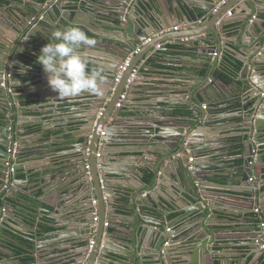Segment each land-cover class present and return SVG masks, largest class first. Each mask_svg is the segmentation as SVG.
Masks as SVG:
<instances>
[{"label":"crops","instance_id":"crops-1","mask_svg":"<svg viewBox=\"0 0 264 264\" xmlns=\"http://www.w3.org/2000/svg\"><path fill=\"white\" fill-rule=\"evenodd\" d=\"M53 1L8 0L5 4H0V14L5 13L4 10L9 11V8L16 4L27 2L30 9L36 11L35 6H38L39 3H45L48 6V3ZM98 1L110 2V0H74L75 3L63 7V10L66 9L67 11L66 18L75 21L74 18L79 17L80 20L74 24L82 26L92 39L100 41L103 37L110 39L114 36L123 38L124 33L112 26L113 23H120L119 19L114 20L115 18H113L115 14L112 9L115 6L102 5ZM153 1H157L158 14L155 13V15L157 14L156 19L159 18L164 27L167 28L158 33L156 38L159 39L158 41L163 40L162 44L167 48L160 52L157 57H152L154 50L148 53L143 62L146 60L157 62L154 71L141 76L136 86L127 87V91L134 90V93H129L130 97L127 96L122 107H118L113 112L114 119L120 120L119 128H126L124 133L127 134V137L121 138L117 134L116 143H112L110 149H119L120 153L110 155L107 160L110 161V158L118 159L110 162L111 167H129L124 170V173L120 171L122 172L121 177L118 175L119 178L134 186L135 189L131 188L128 194L139 191L141 198H146L149 192H154L159 198L158 193H162L173 201L167 195L169 191L174 194L173 190L165 186L162 188L152 186L150 189L148 185L144 186L134 174L137 172L132 170L134 166L146 165L152 159L147 152L141 155L140 147H146L152 140L157 141L158 136L161 135L159 125L165 122H168V125L175 129L178 126L172 123V120L179 117L178 122L186 125L183 121L192 115L190 102L196 100L197 90L200 89L203 92L207 85L215 82L222 85L218 81L222 78L229 84L224 86L229 94H227L226 99L213 103L215 115L218 116L214 125L200 127L198 130H202L205 134L206 137L204 138L207 139L209 149L207 151L209 155L201 160L205 161L207 165L218 164L213 176L207 174L206 178L209 182L207 187L212 191L214 197L223 199L224 203L212 205L219 208V211L214 212L206 208V214L198 212L196 203L185 205L181 202L183 205H180V208H174L168 204L163 207L165 217L163 214L158 215L161 216L159 222H167L168 224L150 223L144 224L142 227V223H139L133 231L135 244L133 250L137 264H196L193 262L194 259L195 261L198 260L200 264H237L238 262L239 264H264V257L255 254V249L249 245L252 243L248 241L254 232V223L258 224L259 222L257 220L252 222L251 219L245 218L251 213L262 216V210H264V163L257 164L254 162V164H250L252 160L254 161V151L258 152V156L262 151L259 148H264V144L262 143L261 146L254 144L252 157L247 158L245 146L246 143L248 144L252 133L242 127V124L248 118V112L251 111L256 97H248L249 89L247 86L241 89L246 81L240 74L244 61L250 60L251 69L253 66L260 68V74H263L260 82L264 86V55L262 59H257V52L260 51V48H264V38L261 37L258 41L260 28L264 25V0L259 2L251 0V4L242 2V7L236 12L234 8L227 9L222 18L225 21L224 34H227L228 38L221 43L227 46V49L223 48V55L222 53L215 57L213 55V58L207 53L200 52L199 45L190 43V39L195 38L193 34L211 25L212 16L209 17V15L212 12L200 7L190 9L188 4L211 7L213 5L212 0ZM243 8H246V11L242 12ZM56 10L57 14L53 17L54 22L50 20L52 18L51 12L46 10L40 18V24L54 29H63L72 25L65 18L60 17L58 8ZM187 10L189 12H186ZM228 10H232V15L228 14ZM136 16L138 29L141 28L142 32H147L149 29L146 24L149 19L148 16L141 13ZM132 19L134 16L127 20ZM60 23H62L63 28L59 26ZM195 23H198L197 26ZM153 31L156 30L153 29ZM91 32L99 35L91 34ZM127 32L129 36L133 33L132 25H128ZM136 44L139 49H144L146 43L137 41ZM87 47L82 46L81 51L93 61L90 67H99L98 61L93 57L98 54L99 49ZM244 49L248 51L245 52ZM261 52H264V49ZM210 59L212 61L218 59V63L212 72ZM257 60L259 61L258 64H256ZM143 62L140 63L141 66ZM29 63L32 66L35 64L31 61ZM18 72L21 77L25 75V71L21 69ZM36 84L35 78L27 77L26 85L14 86L18 100H21L22 105L25 106L26 118L23 121L24 131L21 136L22 139L30 141L29 145L32 148L23 158L25 171L20 178L29 179V181L22 183L25 186L22 188L24 193L18 192L10 199L17 215L27 219V224L33 229H29L30 233H23L4 228L1 237L4 242L1 244L3 250H0V264H24L10 247V242H14L13 246L16 244L28 251L30 250V254L34 258L32 264H68L65 255L71 252L68 247L74 242L68 237L66 227L69 225L70 219L71 222L73 219L75 220L71 210H77L80 203L79 195L76 193V197L70 201L65 200V197L62 198L63 200L58 199V195L51 190L52 181L46 180L45 177L49 178L64 172V177L69 178V182L76 181L74 173L64 171L65 168L72 167L71 164H62L56 168H53L52 165L56 164V161H67L77 155L75 151L79 147H73L83 140L76 138L73 130L80 124L70 123L54 126V123L83 118L97 98L94 95L83 93L78 97L65 98L58 102H42L35 91L27 92ZM202 107H206L205 103L202 104ZM119 109L122 111L120 117L117 116ZM162 112L164 116L161 115ZM191 123L192 126H195L197 121ZM43 126H47V128H42ZM262 138L264 140V136ZM149 146L153 148V144H149ZM119 154L120 156H118ZM129 157L137 158L132 160ZM192 157H195L193 153L188 162H191L190 158ZM241 159H243L242 164L236 165V162ZM255 169L258 172L257 176L254 173ZM109 172L112 177H116L114 174L117 170L112 169ZM125 174H129L131 177H127ZM146 177L149 178L148 173L144 177V182L150 183ZM253 184H256V187ZM26 185L30 187L26 188ZM252 188L255 189L256 202L260 205L255 204V207L250 208L247 207L248 204L242 198L250 196ZM49 189L50 193L44 192ZM63 192L67 193V188H64ZM18 198L25 200V206H19L15 203ZM66 198L68 199V197ZM65 202H71L73 208L63 207ZM127 202H129L128 198H123L122 201L118 199L117 213L114 215L113 211L107 210V214H113L114 217L111 219L120 230L119 233L122 235L119 237L120 240L123 244L129 245L132 240L126 236L133 229H130L129 226V220L132 219L130 215L133 212L125 209L128 206ZM161 202L164 201L161 200ZM54 204H61L62 208L56 205L61 208L58 210ZM137 204L140 206L139 202ZM223 208H227V210L223 211ZM249 210L251 212H248ZM54 216L57 217V220L52 218ZM67 219L69 220L66 221ZM206 226L213 230V232L209 230L210 234L207 237L202 234ZM45 228L50 230H45ZM21 229L27 230L23 226ZM112 231L114 230L112 229ZM202 237L209 239V247L214 249L216 258L214 262L210 261V254L205 255V250H200L198 255L194 252L195 241H199ZM168 240L172 241L171 244H168ZM260 240L262 239L260 238ZM38 245L40 246L39 253H42L41 262L36 260ZM166 248L170 250L164 252ZM262 248H264L263 245Z\"/></svg>","mask_w":264,"mask_h":264},{"label":"water","instance_id":"water-1","mask_svg":"<svg viewBox=\"0 0 264 264\" xmlns=\"http://www.w3.org/2000/svg\"><path fill=\"white\" fill-rule=\"evenodd\" d=\"M255 1L259 2L260 0ZM99 2L102 5L108 6L109 4V6H115L112 9L115 14L113 18H115L114 20L119 19L120 23H113L112 26L123 32L124 37L114 36L110 39L103 37L100 41L93 39L95 43L89 49L93 47L99 49L98 54L93 57L98 61L97 65L103 70L105 79L101 87L104 90V94L99 97L94 95L97 99H95L83 118L54 123V126L68 125L70 123L80 124L73 130L75 137L83 140L73 147H79L75 151L77 155L67 161H56L57 163L52 165L53 168H56L62 166V164H71L72 167L65 168L64 171L66 173L68 171H71V174L74 173L76 181L73 183L69 182V178L64 177V172L63 174L50 176L49 178L45 177V179L52 181L53 186L50 189L54 194L58 195V199L61 198L60 200H63L62 198L65 197V200L70 201L76 197V193L79 195L78 200H80V203L77 210H71L75 220L73 219L72 222L70 218V220H66L70 221L66 227V231L69 234L68 237L74 240L71 246L68 247L71 252L65 255V260L68 264H137L136 255H134L133 250L135 246L133 231L138 227L139 223H142V227H144V224L150 223H163L165 225L167 222H159L161 216L158 215H164L163 207L168 204L174 208H180V205H183L182 203L185 205H194L196 203L198 205V212L206 214V208L214 212L219 211V208H215L212 205L215 203L222 205L224 203L223 199L214 197L212 191L207 187L209 184L206 178L207 174L213 176L216 173L218 164L207 165L205 161L201 160L203 157L209 155L207 153L209 149L207 139L204 138L206 137L205 134L202 130L198 129L214 125V121L218 116L215 115L213 103L226 99L229 93H227L228 91L225 87L229 84L220 78L218 81L223 86L215 82L214 84L207 85L203 92L198 89L196 100L190 102L192 115L187 117L186 121H183L186 125L178 122L179 117L172 120V123L178 126L175 129L169 126L168 122H165L159 125L160 130L162 128H170L173 132L167 136L161 134V137L158 136L157 141L152 140L146 147H140L139 151L142 153L141 155L147 152L151 155L152 159L146 165H141L140 167L134 166L132 170L137 171L134 174H136L144 186L148 185L150 189L152 186L160 188L165 186L173 190L174 194L170 191L167 194L173 201L162 193H158L159 198L154 192H149L146 198H141L139 191L128 194L131 188L135 189L134 186L119 178L118 175L121 177V173H124V170H127L129 167H111L110 162L118 159L110 158V161L107 160L110 155L120 153L119 149H110L111 144L116 143L117 134L121 138L127 137V134L124 133L126 128H119L120 120L114 119L113 112L118 108L117 104L123 94H126L127 98V96L130 97L129 93H134V90L127 91L126 88L136 86L141 76L154 71L157 62L149 60L143 62V60L149 52L154 50L152 57H157L160 52L167 48L162 44L163 40L158 41L159 39L156 38L158 33L165 31L167 28L164 27L159 18L158 20L156 19L158 14L157 1L110 0L107 3L103 1ZM242 2L251 4V0H212L213 5L211 7L188 3L190 9L200 7L212 12L209 15V17L212 16L210 20L211 25L193 34L195 38H191L190 43L199 45L200 52L207 53L212 58L214 52L219 51L222 53L223 48L227 49V46L221 43L224 39L228 38L227 34H224L223 26L225 21L222 17L225 16V12L229 8H234L236 12L237 9L242 7ZM73 3H75L74 0H54L52 3H48V6L45 3H39L38 6H35L36 11H32L28 3L25 2L13 5L9 8V11L4 10L5 13L0 14V250H3L1 244L4 242V239L1 237L4 228L23 233H30L29 229H33L27 224V220L24 217L17 215L15 207H13L10 201L14 194L23 192L22 188L25 186L22 183L29 181L28 178H20V176L25 171V160L23 158L28 150L32 148L29 145L30 141L22 139L21 136L24 131L22 126L24 124L23 121L26 118L25 106L22 105L21 100H18L14 86L26 85L27 77L35 78V82H37L36 86L27 90V92L35 91L42 102H58L63 100L58 98V93L52 91L42 65L36 60L40 49L48 40H51V33L56 30L53 27L41 25L40 18L47 10L51 12V22H54L53 17L57 14L56 8H58L60 17L65 18L70 24H74L80 20L79 17H75V21H72L70 18H66V9L63 10L64 6ZM243 11H246V8H243ZM186 12L189 11L187 10ZM139 13L146 14L149 18L146 21L149 28L147 32L144 30L142 32L141 28L138 29V18H136V15ZM155 13L157 14L155 15ZM132 16H134V19L128 21L129 17ZM186 19L189 22L188 18ZM197 24L195 23L196 26ZM128 25L133 26V33L130 36L127 32ZM59 26L63 28L62 23ZM81 28L83 29L82 26ZM153 29L156 31L154 32ZM260 30L258 41L261 37L264 38V25ZM91 34L96 35L97 33L91 32ZM137 41L145 42V48L139 49L136 44ZM262 49L264 48H260V51L257 52L258 60L262 59L264 55V52H261ZM137 50L138 52L134 53ZM244 51L247 52L248 50L244 49ZM131 54L133 55L131 56ZM130 56L131 59L117 82L116 78L120 72L119 68ZM258 60L256 64L259 63ZM30 61L35 62L34 66L30 65ZM213 61L210 59L212 63L211 72L215 69L218 59ZM142 62L141 66L140 63ZM251 64L250 60L244 61L240 72L243 80L246 81L241 89L247 86L249 89L248 97H256L251 111L248 112V118L242 124V127H245L246 130H250L252 133L248 144L246 143L245 146L247 158L252 157L254 144L258 146L264 144L262 138L264 136V86L260 82L263 74H260V68L253 66L251 69ZM19 69L25 71L24 76L21 77L19 75ZM203 103L206 105L204 108L202 107ZM121 113L122 111L119 109L117 116L120 117ZM161 115L164 116V113L162 112ZM249 117L251 118L249 119ZM192 121H197L195 126H192ZM196 130L198 131L196 132ZM262 130L263 132H261ZM16 142L15 152L11 154L9 149ZM149 144H153V148H150ZM259 150L262 151L256 157V163L263 164L264 148H259ZM192 153L195 157H192L193 160L188 162ZM129 158L136 160L137 157ZM250 164L252 165V163ZM191 166L192 168H190ZM142 167L143 169H141ZM146 168L147 170H144ZM112 169L117 170L114 174L117 178L110 175L109 171ZM246 171L248 170L246 169ZM146 173L151 176L150 183L144 182ZM254 173L256 176L258 175L256 169ZM125 175L131 177L129 174ZM253 185L256 187V184ZM29 187L26 185V188ZM64 188H67V193H62ZM50 189L44 192L50 193ZM254 190L252 188L250 190L251 195L242 198L248 204L247 207L250 208L255 207V204L260 205L256 202ZM123 198L129 199V202H127L128 206L125 209L133 212L130 215L132 219L129 220L130 229H133L126 236L129 240H132V243L129 245L123 244L120 240L119 237L122 235L119 233L118 226L112 222L111 218L114 217L113 214H107V210H110L115 215L118 210L117 201L118 199L122 201ZM161 200L164 202H161ZM137 202L140 203V206ZM16 203L19 206L24 205V202L20 200ZM56 205L62 208L61 204H54L55 207H57ZM58 207L57 209L60 210L61 208ZM63 207L68 209L73 208L71 202H65ZM225 210L227 208H223V211ZM248 212H251V210ZM52 218L57 220L56 216ZM95 218H97L96 221ZM245 218L247 219L248 217L246 216ZM256 220L260 224L254 223V232L248 241L252 243L249 245L255 249L254 253L260 254V257H264V248H262V245H264V210H262V216L255 217ZM21 226L26 227L27 230L21 229ZM209 230L213 232L210 227L206 226L202 234L207 237L210 234ZM171 242L168 240V244H171ZM195 242L194 252L198 255L200 250H205V255L210 254V261L214 262L216 258L214 249L211 246L209 247V239L207 240L202 237L199 241ZM39 250L40 246L38 245L36 260L41 262L42 253H39ZM169 250V248H166L164 252H168ZM193 262L200 264L195 259Z\"/></svg>","mask_w":264,"mask_h":264},{"label":"clouds","instance_id":"clouds-1","mask_svg":"<svg viewBox=\"0 0 264 264\" xmlns=\"http://www.w3.org/2000/svg\"><path fill=\"white\" fill-rule=\"evenodd\" d=\"M95 41L76 24L56 29L51 33V40L42 46L37 55L52 91L59 99H71L88 93L97 97L104 94L101 87L105 77L99 67L91 68L93 63L81 51L82 46H92ZM173 132L162 128V135Z\"/></svg>","mask_w":264,"mask_h":264},{"label":"trees","instance_id":"trees-1","mask_svg":"<svg viewBox=\"0 0 264 264\" xmlns=\"http://www.w3.org/2000/svg\"><path fill=\"white\" fill-rule=\"evenodd\" d=\"M6 2H8V0H0V4H5ZM42 128H44V126L42 127ZM242 162H243V159H241V160H238L237 162H236V165L238 164L239 166L242 164ZM238 166V167H239ZM146 180L148 181V182H150V180H151V177L149 176V178L148 177H146ZM18 200H20V201H22V202H24L25 200L24 199H20V198H18V199H16V202L18 201ZM15 202V203H16ZM30 203H32V202H30ZM22 211H24V212H27L28 210H22ZM28 213H30V212H28ZM27 220V219H26ZM43 222V221H42ZM45 230H50L49 228H45ZM21 242H25V241H23V240H20ZM14 245V242H10V247H12V250L14 251V253L16 254V255H18L20 258H21V260L24 262V264H32V262H33V255L32 254H30V250L28 251V250H26V249H24V248H22L21 246H17L16 244H15V246H13Z\"/></svg>","mask_w":264,"mask_h":264},{"label":"built area","instance_id":"built-area-1","mask_svg":"<svg viewBox=\"0 0 264 264\" xmlns=\"http://www.w3.org/2000/svg\"><path fill=\"white\" fill-rule=\"evenodd\" d=\"M228 14H229V15H232V10H230ZM138 50H139V49H138ZM138 50L135 51L134 53L138 52ZM134 53H133V54H134ZM133 54H131V56H132ZM219 54H220V52H217V51L213 53L214 57L217 56V55H219ZM131 56L125 61L124 64H122V65L120 66V68H119V71H120V72H119V74L117 75V78H116V81H117V82H118L119 79H120V75H121L122 71L125 70L126 66L128 65V63H129V61H130V59H131ZM125 98H126V94H123V95L121 96L120 101H119L118 104H117V107H122ZM16 146H17V142L14 143V144L11 146V148L9 149V152H10L11 154H13V153L15 152V148H16ZM254 153H255V157H254V161H253V160L251 161L252 164H254V162H256V156H257L258 152L255 150ZM192 160H193V158H190V161H192ZM88 168H89V166H88ZM190 168H192V166H191ZM95 203H96V202H95ZM96 220H97V218H95V221H96ZM106 225H108V223H106ZM92 243H93V242H92ZM263 247H264V245H263Z\"/></svg>","mask_w":264,"mask_h":264},{"label":"flooded vegetation","instance_id":"flooded-vegetation-1","mask_svg":"<svg viewBox=\"0 0 264 264\" xmlns=\"http://www.w3.org/2000/svg\"><path fill=\"white\" fill-rule=\"evenodd\" d=\"M10 182H11V180H10ZM258 210V209H257ZM249 219H251V221L253 222L254 220H255V217H256V214H253V213H251V215L250 216H247Z\"/></svg>","mask_w":264,"mask_h":264},{"label":"bare ground","instance_id":"bare-ground-1","mask_svg":"<svg viewBox=\"0 0 264 264\" xmlns=\"http://www.w3.org/2000/svg\"><path fill=\"white\" fill-rule=\"evenodd\" d=\"M223 192V191H222Z\"/></svg>","mask_w":264,"mask_h":264}]
</instances>
